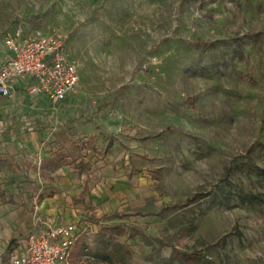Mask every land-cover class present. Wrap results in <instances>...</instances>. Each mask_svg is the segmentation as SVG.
<instances>
[{
    "label": "rangeland",
    "instance_id": "obj_1",
    "mask_svg": "<svg viewBox=\"0 0 264 264\" xmlns=\"http://www.w3.org/2000/svg\"><path fill=\"white\" fill-rule=\"evenodd\" d=\"M18 27L62 37L77 67L59 124L95 146L77 200L89 244L121 225L125 264H180L173 249L264 264V0H0V43ZM35 155L11 150L8 172ZM18 184L36 204V181Z\"/></svg>",
    "mask_w": 264,
    "mask_h": 264
},
{
    "label": "crops",
    "instance_id": "obj_2",
    "mask_svg": "<svg viewBox=\"0 0 264 264\" xmlns=\"http://www.w3.org/2000/svg\"><path fill=\"white\" fill-rule=\"evenodd\" d=\"M8 57L3 43H0V64ZM30 83L29 80H22L15 86L10 97L0 95V264H9L14 251L22 252L24 239L37 228L35 218L30 212L31 207L49 224L56 223V219L62 216L63 223L60 225L80 223L85 233L83 228L85 223L79 214L82 206L77 201L83 195L86 185L82 182V179L87 180L88 176L83 170L85 168L80 167L79 162L72 165L74 169L71 170L68 169L70 165L55 171L46 167V161L53 159L62 151L61 134L75 141L74 127L68 125L60 127L59 124L62 114L60 109L72 101L73 95L64 104L52 106L44 96H31L26 92V87ZM15 148L34 150L36 153L32 162L34 168L25 166L24 175L21 173L22 170L16 169V174L7 170L13 163L19 165L17 159L15 161L9 159L11 150ZM48 150L51 151L48 153ZM88 151L90 150L82 152L83 163L87 167L89 161L85 159V154ZM24 176L28 179H24ZM32 179L37 184L33 193V196L37 195L36 204L35 198L30 199L32 194L24 193L19 189L23 185L18 184L19 180L27 182ZM15 180L19 189L16 192L19 195L12 197ZM75 201L76 203H73ZM89 226L97 227L96 224ZM84 233L79 239L85 237Z\"/></svg>",
    "mask_w": 264,
    "mask_h": 264
},
{
    "label": "built area",
    "instance_id": "obj_3",
    "mask_svg": "<svg viewBox=\"0 0 264 264\" xmlns=\"http://www.w3.org/2000/svg\"><path fill=\"white\" fill-rule=\"evenodd\" d=\"M60 36L20 27L3 37L9 57L0 64V95L10 97L22 80L31 83L26 92L44 96L52 106L64 104L79 83L77 67L67 54ZM37 228L24 240L22 252L14 251L9 264H68L70 252L84 233L80 223Z\"/></svg>",
    "mask_w": 264,
    "mask_h": 264
},
{
    "label": "trees",
    "instance_id": "obj_4",
    "mask_svg": "<svg viewBox=\"0 0 264 264\" xmlns=\"http://www.w3.org/2000/svg\"><path fill=\"white\" fill-rule=\"evenodd\" d=\"M60 139L63 144L62 151L53 159L46 161V167H50L55 171L61 167L74 165L79 162L80 167L86 169L87 165L83 163L84 159L82 152L87 150L95 152L94 144L91 143L90 140L87 143L75 142L64 134L60 135ZM260 174L264 176V170H261ZM245 200H247L248 203L255 201L250 198ZM116 218H118L117 215L105 217L107 221H113ZM113 231L126 234L124 226H104L101 227L99 232L91 236L90 244L86 240L87 237L79 239L70 252L69 264H83L84 261L92 262V264H125L130 258L131 252L125 244H122L118 240V235ZM131 231L137 232V229L132 228ZM128 237L133 238L134 236L128 235ZM142 240L147 246L151 245L150 241H147L148 237L142 236ZM174 259H177L180 264H213L208 262L201 263L196 259H190L184 256L180 257L175 249H173L167 263L173 262Z\"/></svg>",
    "mask_w": 264,
    "mask_h": 264
}]
</instances>
